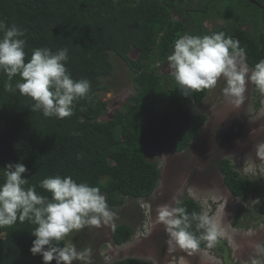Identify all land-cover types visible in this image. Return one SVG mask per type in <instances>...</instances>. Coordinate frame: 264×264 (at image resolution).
<instances>
[{
	"label": "trees",
	"instance_id": "16d2710c",
	"mask_svg": "<svg viewBox=\"0 0 264 264\" xmlns=\"http://www.w3.org/2000/svg\"><path fill=\"white\" fill-rule=\"evenodd\" d=\"M217 1L220 8L215 13L228 22L232 20L228 10L234 3H244L254 11L244 21L256 20L254 33L224 25L214 29L238 40L247 64L254 66L264 59V8L260 6L264 0H257L259 6L247 0ZM193 4L195 0H0V21L15 24L25 33L26 59L37 47L53 51L67 47L66 66L72 77L91 83L89 98L76 102L73 115L46 118L27 107L30 98L18 90L6 91L7 77L0 73V179L6 165L22 162L28 169L22 174L28 186L35 185L45 196L50 193L40 188V181L57 174L99 187L112 206L123 205L125 197L151 196L161 172L159 163L148 159L149 151L187 150L207 121L205 113L192 112L188 104L200 103L209 89L185 96L174 80L166 82L161 73V64L178 35L199 30L184 31L181 20L186 7ZM199 8L197 13L205 11L203 3ZM192 19L197 24L195 16ZM133 50L138 51L136 57L130 55ZM110 52L133 71L137 90L111 116L110 101L100 97L102 91L111 90V84L103 82L114 69ZM253 92L261 95L254 85ZM218 165L234 196L245 198L252 188L260 191L228 158H221ZM181 201L189 213L202 214L194 198ZM34 228L28 221L0 227V264H43L39 254L30 252ZM134 233L133 226L119 224L113 231L114 242L127 243ZM223 244L219 237L215 245L224 249ZM206 248L207 242L202 241L197 250ZM50 264H56L55 260ZM110 264L150 263L127 257Z\"/></svg>",
	"mask_w": 264,
	"mask_h": 264
},
{
	"label": "clouds",
	"instance_id": "9594fccd",
	"mask_svg": "<svg viewBox=\"0 0 264 264\" xmlns=\"http://www.w3.org/2000/svg\"><path fill=\"white\" fill-rule=\"evenodd\" d=\"M25 33L15 24L0 21V73L6 75L5 90L19 91L30 98L27 105L33 112L46 118L63 119L73 115L76 102L89 98L91 83L86 78L74 79L67 68L69 49L53 51L47 46L32 50L26 59ZM243 49L239 41L224 31L205 34L185 32L174 40L167 55L168 74L179 86L182 95L191 96L203 89H212L221 78L223 96L232 104L244 100L250 82L264 95V59L249 67L242 62ZM19 77L13 83L14 77ZM255 154L264 159V141L254 145ZM28 171L22 162L8 164L0 179V227L19 221L35 225V237L30 247L33 255L39 254L43 264H92L91 249H78L74 243L61 246L70 233L101 222L115 229L113 212L100 188L88 182H77L70 175L48 176L39 183L50 196L28 186L22 174ZM174 203H165L157 209V221L165 227L168 243L182 249L195 251L202 241L214 246L220 236L216 222L208 215L195 211L189 213L182 201L173 197ZM193 227L195 231H193ZM198 233V234H197ZM255 255L250 264H264V244H254Z\"/></svg>",
	"mask_w": 264,
	"mask_h": 264
},
{
	"label": "rangeland",
	"instance_id": "374dc122",
	"mask_svg": "<svg viewBox=\"0 0 264 264\" xmlns=\"http://www.w3.org/2000/svg\"><path fill=\"white\" fill-rule=\"evenodd\" d=\"M137 53L133 50L130 55L136 57ZM110 57L113 73L103 82H109L111 90L102 91L100 97L110 101L111 116L116 106L137 90L133 71L113 52ZM241 59L247 63L244 54ZM161 73L171 84L166 62L161 64ZM223 87L221 78L200 103L188 104L192 112L205 113L207 121L187 150L149 151L148 159L158 162L161 172L151 196L125 197L123 205L112 206L103 193L116 213L115 225L133 226L131 241L117 245L111 224L101 222L70 233L64 238L65 243H74L78 249L90 248L92 264H110L127 257L150 264H250L255 255L254 244H264V159L258 158L254 150L256 143L264 141V95H255L249 82L244 100L237 106L223 96ZM221 158H228L260 191L252 188L245 198L234 196L219 168ZM173 197H191L200 203L202 214L218 225L224 249L214 245L192 251L167 242L165 227L157 221V209L174 203Z\"/></svg>",
	"mask_w": 264,
	"mask_h": 264
},
{
	"label": "flooded vegetation",
	"instance_id": "af4514ba",
	"mask_svg": "<svg viewBox=\"0 0 264 264\" xmlns=\"http://www.w3.org/2000/svg\"><path fill=\"white\" fill-rule=\"evenodd\" d=\"M247 1L254 3L250 0ZM200 3L201 4L203 3L205 5V11L197 13V11L200 9L199 8ZM223 6H224L223 10H226L225 4ZM219 8L220 5L217 0H195V4H193L190 7H186L184 17L181 18L182 22H184L185 25L184 31L185 29H189V28H193V29L198 28L199 30L198 32H196V34L200 35L214 31L216 26L224 25V26H229L232 29L240 28V30H245L248 33L255 32V28L257 27L258 23L254 18H253L254 20L252 19L248 22H244L245 16L249 18L250 16H254L255 14L254 11L249 6H247L244 3H237L236 5L234 3V7H230V9L228 10V14L231 15L232 17V20L230 22H228L221 15L215 13L219 11ZM261 8H264V6L261 5ZM207 12H210V15L208 17H205ZM193 16H195V19L197 20V24H195V20L192 19ZM209 25H211V27ZM192 33L194 34L195 31ZM165 62L167 63V61ZM168 77L169 76H167L166 78Z\"/></svg>",
	"mask_w": 264,
	"mask_h": 264
},
{
	"label": "water",
	"instance_id": "95a60500",
	"mask_svg": "<svg viewBox=\"0 0 264 264\" xmlns=\"http://www.w3.org/2000/svg\"><path fill=\"white\" fill-rule=\"evenodd\" d=\"M251 1H253V2H255V3H257L255 0H251ZM258 4V3H257ZM258 5H260V4H258ZM261 6V5H260Z\"/></svg>",
	"mask_w": 264,
	"mask_h": 264
},
{
	"label": "bare ground",
	"instance_id": "6f19581e",
	"mask_svg": "<svg viewBox=\"0 0 264 264\" xmlns=\"http://www.w3.org/2000/svg\"><path fill=\"white\" fill-rule=\"evenodd\" d=\"M250 1H251V0H250ZM255 1H256V0H255ZM252 2H253V1H252ZM256 2H257V1H256ZM254 3H255V2H254ZM257 3H258V2H257ZM257 3H256V4H257ZM258 4H259V3H258Z\"/></svg>",
	"mask_w": 264,
	"mask_h": 264
}]
</instances>
